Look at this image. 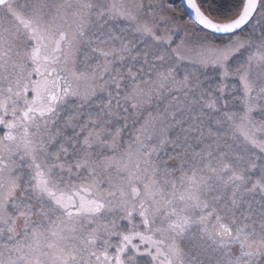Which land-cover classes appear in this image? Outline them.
<instances>
[{
	"label": "snow or ice",
	"instance_id": "obj_1",
	"mask_svg": "<svg viewBox=\"0 0 264 264\" xmlns=\"http://www.w3.org/2000/svg\"><path fill=\"white\" fill-rule=\"evenodd\" d=\"M0 264H264V0H0Z\"/></svg>",
	"mask_w": 264,
	"mask_h": 264
}]
</instances>
